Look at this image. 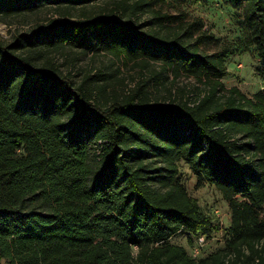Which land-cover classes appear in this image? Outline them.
Wrapping results in <instances>:
<instances>
[{
	"label": "trees",
	"instance_id": "16d2710c",
	"mask_svg": "<svg viewBox=\"0 0 264 264\" xmlns=\"http://www.w3.org/2000/svg\"><path fill=\"white\" fill-rule=\"evenodd\" d=\"M95 1L0 0V17ZM106 1L103 17L0 40V264H264V87L226 89L230 52H201L191 30L139 32L147 0ZM222 1L242 10L264 84V0ZM66 46L159 62L172 78L151 85L167 106L150 105L143 83L102 108V76L75 84L50 61ZM181 76L200 86L185 99ZM181 161L230 215L223 247L198 259L171 239L187 234L191 246L222 228L179 181Z\"/></svg>",
	"mask_w": 264,
	"mask_h": 264
},
{
	"label": "rangeland",
	"instance_id": "374dc122",
	"mask_svg": "<svg viewBox=\"0 0 264 264\" xmlns=\"http://www.w3.org/2000/svg\"><path fill=\"white\" fill-rule=\"evenodd\" d=\"M149 5L145 13L138 16L133 25L138 26L139 32H147L151 28L160 31H170L182 28L194 33L192 43H196L201 52L213 54L228 50L230 58L226 62L227 76L222 79L226 89L236 87L246 97L262 90L263 82L257 75L260 68V59L250 42L249 34L243 25V12L226 5L222 0H147ZM113 9L112 3L106 0H97L82 7H76L66 13L54 7L27 12L20 16L0 17V40L12 41L28 34L37 28H44L50 21L68 19L76 21L82 16L103 17L108 10ZM134 20V19H133ZM140 27V28H139ZM199 37L198 41L195 38ZM53 51V50H51ZM55 63L63 76H69L75 84L85 78L102 76L95 85H105V91L96 97L95 103L102 108L114 102H121L126 97L133 95L141 84L145 83L153 93L150 105L165 107L168 97L163 89L156 90V78L169 76L170 72L162 69L159 62H150L148 65L140 61L126 60L124 57L116 58L103 51L87 52L79 47L66 46L59 52L53 51L48 56ZM162 79V78H161ZM92 81V79H90ZM168 85L167 81L164 82ZM177 87H185L180 98L185 99L194 86L200 87L193 79L181 76ZM178 179L183 184L188 194L194 198L202 211L211 212L222 230L214 234L203 248V256L223 247L222 231L229 227L230 215L227 204L219 192L205 183L197 187L196 176L183 161L178 163ZM214 211L219 212L215 216ZM264 219V209L259 213ZM220 221V222H219ZM187 234L179 233L171 239V243L191 248ZM191 239V238H190ZM3 263V262H2Z\"/></svg>",
	"mask_w": 264,
	"mask_h": 264
},
{
	"label": "built area",
	"instance_id": "2783aa9c",
	"mask_svg": "<svg viewBox=\"0 0 264 264\" xmlns=\"http://www.w3.org/2000/svg\"><path fill=\"white\" fill-rule=\"evenodd\" d=\"M215 216H219V212L214 211ZM220 222V221H219ZM214 237H205V236H201L198 237L195 240V243L191 246V248L189 249V255L193 258V259H198L202 256L203 254V248L205 247V245L207 244V242L212 239Z\"/></svg>",
	"mask_w": 264,
	"mask_h": 264
}]
</instances>
